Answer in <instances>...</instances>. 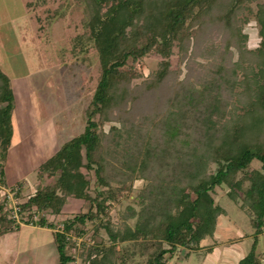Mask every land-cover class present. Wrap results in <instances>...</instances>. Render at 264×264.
Segmentation results:
<instances>
[{"label": "trees", "instance_id": "16d2710c", "mask_svg": "<svg viewBox=\"0 0 264 264\" xmlns=\"http://www.w3.org/2000/svg\"><path fill=\"white\" fill-rule=\"evenodd\" d=\"M50 2L54 7L50 8ZM256 2V10L250 6ZM26 10L43 5L47 26L71 4L81 15L66 24L67 51L94 54V90L82 132L61 144L38 166L51 179L19 204L25 225L55 229L69 198L89 203L53 232L57 264H70L71 234L98 221L109 244L86 247L82 264H167L180 247L202 248L227 210L215 201L217 187L246 211L253 228L249 251L236 264H260L257 239L264 229V0H23ZM254 15L259 45L247 47L242 26ZM38 19L41 21L40 17ZM40 25V30H44ZM220 48H204L206 66L189 64L182 78L170 68L174 47L186 49L217 35ZM159 54L146 77L137 63ZM235 56V57H234ZM139 80V81H138ZM13 92L0 69V182L12 137ZM110 123L108 130L104 125ZM257 161L260 166L252 167ZM91 173L95 193L89 192ZM144 186L126 207L121 227L104 221L107 200ZM21 188V184L19 183ZM19 195V191L17 196ZM240 201V202H239ZM38 214L37 220L33 215ZM134 219L133 225L127 220ZM0 203V236L18 231ZM209 248V247H208ZM212 250L209 248L208 252Z\"/></svg>", "mask_w": 264, "mask_h": 264}, {"label": "rangeland", "instance_id": "374dc122", "mask_svg": "<svg viewBox=\"0 0 264 264\" xmlns=\"http://www.w3.org/2000/svg\"><path fill=\"white\" fill-rule=\"evenodd\" d=\"M30 1L37 3L38 0ZM250 6L256 10V2ZM53 7L54 3L50 2V8ZM43 9V5L36 4L28 11L23 0H0V69L9 77L13 92L11 121L14 138L9 165L15 176L24 173L27 176L25 182L38 184L34 188L49 183L51 179L38 171L39 179L36 172L30 170V162L37 163L39 158L35 156L41 151L37 152L39 144L36 139L22 138L37 126L45 132L50 121L58 132L57 147L82 132L85 125L84 110L95 87L93 79L98 67L93 53L84 58H75L67 51L65 27L81 15L80 8L71 4L64 18H56L50 26L46 24ZM40 25H43L44 30H40ZM242 31L248 35V48L259 45L260 37L254 15L248 16ZM226 38V34L217 35L212 45L205 41L194 46L195 43L191 41L184 50L174 47L169 57L170 68L180 71L179 78H182L189 64L206 66L207 58L200 52L209 47L222 49L220 47ZM161 60L159 54H149L136 64L137 69L146 77L158 68ZM109 126L110 123H106L104 129L108 130ZM251 166L258 168L260 164L254 160ZM88 177L91 181L89 192L94 195V178L91 173H88ZM9 184L20 185L19 182ZM144 184V180L136 179L131 190L123 191L115 200H107V215L103 216V220L109 221L114 227H121L126 207L133 205L138 208L136 196ZM34 188L21 187L18 196V191L16 193L17 201L26 199L34 192ZM226 191L224 185L215 189V201L225 207L227 213L219 216L214 237L204 239L201 242L202 248L190 251L188 255L186 249L179 247L172 256L166 255L167 264H236L249 251L253 228L248 214L238 203L228 199ZM1 199L0 196V202ZM88 207L89 203L84 199L69 198L58 216L47 215V219L55 224L54 230L26 225L20 231L1 235L0 264H57L58 252L53 232L63 228L64 219L86 212ZM21 223L25 225L22 219ZM127 223L133 225L134 219L127 220ZM71 240L74 245L69 252L74 260L70 264H82L86 247L97 243L109 244L105 228L99 226L96 220H88L83 233L79 236L71 234ZM208 247L211 252H208ZM257 252L263 256L260 264H264V229L257 239Z\"/></svg>", "mask_w": 264, "mask_h": 264}, {"label": "crops", "instance_id": "0c3cea01", "mask_svg": "<svg viewBox=\"0 0 264 264\" xmlns=\"http://www.w3.org/2000/svg\"><path fill=\"white\" fill-rule=\"evenodd\" d=\"M13 112V110H12ZM12 116H13V113H12ZM52 123V121H50ZM49 123L47 125V129L46 131L44 132V130L40 129V126H37V128H33L30 132H28L26 135H24V137L22 139H27L28 137L30 138H34L36 139V142L39 144L38 146V150L37 152H40L38 155H36L35 157L36 158H39V160H36L37 163L33 162H30V170H32V172H36V177L39 178L37 176V173H38V166L44 162L46 159H48L50 156H52L58 149L59 147H57V135H58V132L57 130L55 129V126L53 125V123L51 124ZM51 125L49 128L48 126ZM14 136L12 135V138H11V144H10V147L8 149V152H7V158H6V161H5V164H4V167H3V179L5 181V184L7 185H10L9 183H12V184H15V182H19V183H22L21 184V187L25 188L26 186L27 187H36L37 185L34 184L33 185V182H25L26 180V174L24 173H19L17 176H15L11 170V167H10V151L12 150L13 148V145H12V140H13ZM22 141V140H21ZM27 143V142H26ZM22 160V159H21ZM27 160H30L29 158ZM17 166V165H16ZM40 172V171H39ZM37 178H36V181H37ZM40 179V178H39ZM36 185V186H35ZM36 188L33 189V191L35 190ZM29 226V225H27ZM31 227H37V228H40V226H33V225H30ZM26 227V225H22L20 227V229ZM41 228H45V227H41ZM20 229L18 231H20ZM55 244V242H54ZM56 246V244H55ZM57 249V248H56Z\"/></svg>", "mask_w": 264, "mask_h": 264}, {"label": "built area", "instance_id": "2783aa9c", "mask_svg": "<svg viewBox=\"0 0 264 264\" xmlns=\"http://www.w3.org/2000/svg\"><path fill=\"white\" fill-rule=\"evenodd\" d=\"M19 190V186L16 185H7L0 182V196L1 201L5 208L8 211V217L14 219L17 223H21V213H20V202L17 201L16 193ZM2 193V194H1ZM34 220L38 219V214L33 215Z\"/></svg>", "mask_w": 264, "mask_h": 264}]
</instances>
